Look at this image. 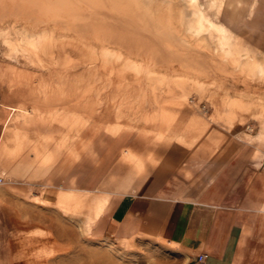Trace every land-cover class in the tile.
<instances>
[{
    "label": "rangeland",
    "instance_id": "1",
    "mask_svg": "<svg viewBox=\"0 0 264 264\" xmlns=\"http://www.w3.org/2000/svg\"><path fill=\"white\" fill-rule=\"evenodd\" d=\"M145 2L159 24L151 34L163 45L150 42L135 52L0 15V81L23 76L37 88L35 82L51 77L69 82L73 105L81 100L89 115L151 119L169 130L183 111L198 120L190 124L194 135L216 122L227 127V139L251 144L249 152L257 142L264 148V0ZM119 4L109 11L122 18ZM64 197L70 200L62 205ZM96 202L94 195L58 189L0 192V257L18 264H185L183 252L160 237L126 234L105 221L104 232L88 228Z\"/></svg>",
    "mask_w": 264,
    "mask_h": 264
},
{
    "label": "crops",
    "instance_id": "2",
    "mask_svg": "<svg viewBox=\"0 0 264 264\" xmlns=\"http://www.w3.org/2000/svg\"><path fill=\"white\" fill-rule=\"evenodd\" d=\"M42 80L38 89L23 76L0 81L1 193L94 195L101 205L88 228L104 232L105 221L160 237L183 252L185 264L199 253V264H264L262 143L249 152L251 144L227 139L216 122L194 135L190 124L198 120L183 111L169 130L151 119L89 115L81 100L73 105L69 82ZM18 262L0 257V264Z\"/></svg>",
    "mask_w": 264,
    "mask_h": 264
},
{
    "label": "bare ground",
    "instance_id": "3",
    "mask_svg": "<svg viewBox=\"0 0 264 264\" xmlns=\"http://www.w3.org/2000/svg\"><path fill=\"white\" fill-rule=\"evenodd\" d=\"M118 2L121 3L119 8L121 15H124L122 18L111 12ZM146 6L145 0H0V15L13 14L20 21L31 19L29 25L33 29L38 26L45 29L50 25L52 32L57 29L72 32L77 40L85 44L94 41L102 46L135 52L147 47L150 42L163 45L155 42V35L151 34L150 28L156 32L159 24L153 11ZM104 9L111 11L103 14L100 11Z\"/></svg>",
    "mask_w": 264,
    "mask_h": 264
},
{
    "label": "built area",
    "instance_id": "4",
    "mask_svg": "<svg viewBox=\"0 0 264 264\" xmlns=\"http://www.w3.org/2000/svg\"><path fill=\"white\" fill-rule=\"evenodd\" d=\"M201 109H203V111L205 110V109H204V105L201 106ZM0 183H1V181H0ZM203 259H204V255H203V253H199V254H197V255L194 257V259L191 261V264H199V263H201V262L203 261Z\"/></svg>",
    "mask_w": 264,
    "mask_h": 264
}]
</instances>
